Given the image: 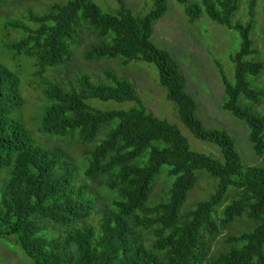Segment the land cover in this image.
<instances>
[{
  "label": "trees",
  "instance_id": "1",
  "mask_svg": "<svg viewBox=\"0 0 264 264\" xmlns=\"http://www.w3.org/2000/svg\"><path fill=\"white\" fill-rule=\"evenodd\" d=\"M116 1L111 12L92 0L55 2L42 13L27 9L5 23L20 35L6 48L33 57L34 74L41 76L70 63L86 32L97 41L89 44L87 61L154 65L175 117L193 137L216 146L219 157L191 149L175 124L150 112L134 87L110 69L103 70L104 83L85 72L67 84L45 83L38 132L62 144L47 148L17 117L23 104L19 80L0 62V240L19 246L31 264H264V111L254 109L264 98L254 81L263 63L254 60V1L242 23L233 20L239 0H176L189 21L205 16L240 35L231 56L233 82L220 68L221 108L247 129L258 158L250 166L227 131L203 126L178 64L151 41L167 0H153L143 16ZM90 100L133 105L101 110ZM73 146L81 158L73 159ZM163 167L165 196L154 201ZM204 179L213 181V191L183 210ZM242 218L238 233L227 234Z\"/></svg>",
  "mask_w": 264,
  "mask_h": 264
},
{
  "label": "rangeland",
  "instance_id": "2",
  "mask_svg": "<svg viewBox=\"0 0 264 264\" xmlns=\"http://www.w3.org/2000/svg\"><path fill=\"white\" fill-rule=\"evenodd\" d=\"M92 1L105 12L114 11L119 7L116 0ZM123 1L136 16L145 15L153 5V0ZM251 1L239 0V8L233 20L242 23L249 20ZM253 1L254 23L251 39L258 52L254 60L263 63V71L254 81H256V88L264 92V0ZM55 2L65 4L66 0H8L0 4V62L9 67L18 77L23 104L16 115L26 128L32 130V136L37 141L44 142L47 148L62 146L61 143H54L51 137H41L38 132L45 105L42 91L45 83L67 84L70 79L74 80L80 72L88 73L94 82L104 83L106 78L103 70L110 69L115 75L134 87L138 98L150 112L175 124L187 138L191 149L219 157L220 151L216 146L193 137L175 117L174 105L166 98L165 89L159 86V75L154 65L144 61H129L123 65V60L116 59L107 62L105 59L95 62L87 61L85 59L86 50L89 44L97 41L86 32L81 35L82 41L80 40L79 45L72 49L73 60L70 63L47 68L41 76L34 74L35 59L33 57L17 55L6 48L7 44L15 42L20 36L17 32L6 29V22L21 19L20 15L27 9L42 13L47 5ZM151 41L158 49L167 52L178 64L186 79L185 92L196 101V115L203 126L208 129L227 131L234 139L244 165L250 166L258 163V158L251 151L247 140V129L230 113L221 108L225 100V93L221 82L220 68L226 78L233 82L234 67L231 56L240 48L239 33L216 24L205 16L195 21H189L180 3L176 0H167L164 15L154 23ZM88 104L101 110L128 109L133 105L131 102L117 103L98 100H90ZM254 109L258 112L264 111V98ZM72 151L73 159L81 158V150L77 146H73ZM164 170H167V167H163L160 175ZM79 172L81 171L79 170ZM165 182L163 173L153 187L152 198L154 201L165 196L164 188L167 186ZM212 182L211 179L199 181L189 193L182 209L186 210L196 202L208 198V192L213 191L211 190ZM94 220L97 222V217ZM244 222L243 218L235 222L227 234L236 235L240 230L238 226L243 225ZM0 262L1 264H31L19 246L5 239L0 240Z\"/></svg>",
  "mask_w": 264,
  "mask_h": 264
}]
</instances>
